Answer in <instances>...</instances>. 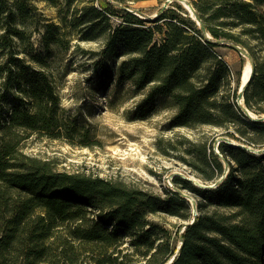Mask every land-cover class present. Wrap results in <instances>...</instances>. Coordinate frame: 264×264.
Here are the masks:
<instances>
[{"label":"trees","instance_id":"1","mask_svg":"<svg viewBox=\"0 0 264 264\" xmlns=\"http://www.w3.org/2000/svg\"><path fill=\"white\" fill-rule=\"evenodd\" d=\"M188 3L191 10L178 0L166 3L150 24L128 5L115 10L110 0L75 8L80 15L61 20L104 34V52L123 56L118 79L149 87L135 107L139 117L169 96L176 108L171 127L214 125L246 145L220 140V156L213 143L184 137L182 161L213 183L172 177L199 199L191 223L190 203L177 190L162 195L99 175L58 171L51 161L21 151L29 133L69 137L78 129L63 117L50 74L31 69L20 54L32 47L44 15L32 0H0V264H76L79 246L96 253L92 264H264V151L257 152L264 147V0ZM112 15L120 21L113 24ZM42 24L45 45H61V27ZM221 45L252 64L242 94L255 118L238 102L241 68L226 62ZM34 58L44 60L40 53ZM156 212L187 220L181 235L174 238L151 220ZM124 241L137 262L118 256Z\"/></svg>","mask_w":264,"mask_h":264},{"label":"rangeland","instance_id":"2","mask_svg":"<svg viewBox=\"0 0 264 264\" xmlns=\"http://www.w3.org/2000/svg\"><path fill=\"white\" fill-rule=\"evenodd\" d=\"M32 1L44 17L37 24L38 31L33 32L32 47L20 54L26 58L31 69H41L50 74L56 85L63 117L75 125L78 132L69 137L29 133L20 143L21 151L51 161L58 171L99 175L162 195L170 189L177 190L181 197L189 201L191 212L197 214L198 197L172 183V177L187 178L204 187L213 186V183L203 182L194 169L182 161L185 155L182 152L184 137L213 143L215 153L219 151L216 145L220 140L234 144L240 142L222 135L224 129L214 125L171 127L169 122L176 108L169 96L158 98L153 109L145 117H139L135 107L144 99L149 87L137 88L129 80L118 79L117 66L123 56L104 52V34L90 32L87 23L69 27L61 20L62 16L68 19L72 15H80L79 10L74 14L73 9L97 4V0ZM171 1L110 0L118 11L123 5H128V9L135 11L146 24H150V20L159 15L161 7ZM178 1L192 9L188 0ZM48 21L61 27V45L50 43L46 46L42 40L45 31L42 23ZM119 21V16H111L113 24ZM83 32L89 35L83 37ZM218 50L234 70L245 66L247 59L242 60L237 50L226 45L219 46ZM38 53L44 56L43 62L33 59ZM239 104L244 108L241 101ZM244 109L250 118H255L256 115ZM222 160L226 166L225 159ZM149 218L169 229L174 238L183 231L184 227L180 224L187 222L163 212L151 213ZM126 241L119 247L118 256L123 257L126 253L125 260L132 257V262H137L138 254L129 257L134 249ZM177 242L179 246L181 242ZM73 245L79 246L76 242ZM79 247L76 264H92L91 256L96 253Z\"/></svg>","mask_w":264,"mask_h":264},{"label":"water","instance_id":"3","mask_svg":"<svg viewBox=\"0 0 264 264\" xmlns=\"http://www.w3.org/2000/svg\"><path fill=\"white\" fill-rule=\"evenodd\" d=\"M208 36L211 37L210 34H209ZM249 64L251 65V68H250V71H249L248 76L244 77L245 66L242 67V69H241V73H240V85H239V89H238V102L241 101L242 103H243V99H244V98H243L242 91H243L244 86H245L246 83L248 82L249 77H250V74H251V72H252V64H251L250 60H249ZM250 116H251V115H250ZM261 119L264 120V115L261 116ZM242 146H245V145H242ZM263 151H264V148H262V149H257V152H263ZM217 153H219V151H218ZM219 154L222 155L221 153H219ZM199 185H200V184H199ZM193 215H194L193 218H192L188 223H191V222L194 220L196 214H193ZM181 244H182V242H181L180 245L178 246V249L180 248ZM175 253H177V251H176Z\"/></svg>","mask_w":264,"mask_h":264},{"label":"bare ground","instance_id":"4","mask_svg":"<svg viewBox=\"0 0 264 264\" xmlns=\"http://www.w3.org/2000/svg\"><path fill=\"white\" fill-rule=\"evenodd\" d=\"M245 70H244V77L248 76L251 65L249 64V59L247 58V60L245 61ZM253 115V114H252Z\"/></svg>","mask_w":264,"mask_h":264}]
</instances>
